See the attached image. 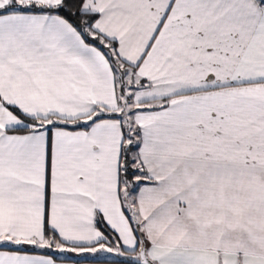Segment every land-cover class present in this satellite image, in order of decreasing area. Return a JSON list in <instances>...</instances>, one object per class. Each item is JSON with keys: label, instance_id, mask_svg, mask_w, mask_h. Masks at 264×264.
Wrapping results in <instances>:
<instances>
[{"label": "snow or ice", "instance_id": "snow-or-ice-1", "mask_svg": "<svg viewBox=\"0 0 264 264\" xmlns=\"http://www.w3.org/2000/svg\"><path fill=\"white\" fill-rule=\"evenodd\" d=\"M0 264H264V0H0Z\"/></svg>", "mask_w": 264, "mask_h": 264}]
</instances>
